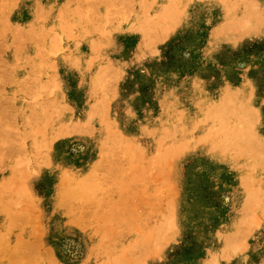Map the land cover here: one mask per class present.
Returning <instances> with one entry per match:
<instances>
[{
	"label": "rangeland",
	"instance_id": "rangeland-1",
	"mask_svg": "<svg viewBox=\"0 0 264 264\" xmlns=\"http://www.w3.org/2000/svg\"><path fill=\"white\" fill-rule=\"evenodd\" d=\"M250 9L0 0V264H264Z\"/></svg>",
	"mask_w": 264,
	"mask_h": 264
},
{
	"label": "bare ground",
	"instance_id": "bare-ground-1",
	"mask_svg": "<svg viewBox=\"0 0 264 264\" xmlns=\"http://www.w3.org/2000/svg\"><path fill=\"white\" fill-rule=\"evenodd\" d=\"M252 5H253V4H252ZM256 9H257V8H256ZM256 9H255V10H251V9H250L251 11H248L246 15H247V17L249 18L250 21H253L256 25H258L259 23H261V21H262L264 15H262L263 13L257 11ZM248 10H249V9H248ZM246 11H247V10H246ZM263 11H264V10H263ZM243 14H244V13H243ZM235 19H236V18H235ZM233 21H234V20H233ZM233 21H232V22H233ZM247 21H248V20H247ZM238 22H239V21H238ZM228 23H229V22H228ZM255 24H254V25H255ZM230 26H231V24H230ZM226 27L228 28V26H226ZM231 27H232V26H231ZM237 27H238V26H237ZM253 27H254V26H253ZM233 28H235V26H234ZM228 30H229V29H228ZM218 103H222V101H221V102L218 101ZM216 104H217V103H216ZM223 104H224V103H223ZM223 104H222V105H223ZM213 105H214V104H213ZM215 106H216V105H215ZM220 107H221V106H220ZM222 107H225V105L222 106ZM222 107H221V108H222ZM213 108H214V106H213ZM215 110H218V109H215ZM209 111H211V110L209 109ZM212 112H213V111H212ZM216 112H217V111H216ZM218 113H219V112H218ZM218 113H217V114H218ZM217 114H216V115H217ZM218 115H219V114H218ZM214 116H215V115H214ZM247 130H248V129H247ZM250 131H251V130H250ZM252 131H253V130H252ZM251 133H252V132H251ZM243 134H244V133H243ZM249 134H250V133H249ZM239 135H242V134H239ZM246 135H248V134H246ZM249 136H250V135H249ZM245 138H246V137H245ZM245 138H244V139H245ZM249 138H250V137H249ZM253 138H254V137H253ZM255 138H256V137H255ZM256 140H257V139H256ZM247 141H248V142H246V140H245V141H244V140L241 141V142H242L241 144L243 145V147H244L245 145H246V146H249V147H253V148H255L254 146H256V145L260 146V139H259L257 142H252L251 140H250V141L247 140ZM242 145H241V146H242ZM246 146H245V147H246ZM243 147H242V149H245V147H244V148H243ZM249 147H248V149H250ZM258 148H260V147H258ZM227 150H228V149H227ZM255 150H256V149H255ZM245 151L248 152L247 149H245ZM250 151H251V150H250ZM257 151H258V150H257ZM215 154H217V152H215ZM218 154H219V153H218ZM221 155H222V154H221ZM253 159H254V158H253ZM256 160L258 161L259 166L262 165V164H261V163H262L261 160H259L257 157H256ZM256 160H255V161H256ZM253 161H254V160H253ZM257 167H258V165H257ZM254 171H255V170H254ZM248 172H250V166H248V165L246 164V162H245V163L243 162V165H241V171H240V174H242V173H243V174H244V173L247 174ZM251 173H254V172H251ZM244 176H245V175H244ZM247 176H248V175H247ZM252 178H253V177H251V179H252ZM257 182H258V181H257ZM259 183H260V182H259ZM258 189H259V188H258ZM260 190H261V189H260ZM253 191H254V190H253ZM255 191H256V190H255ZM255 191H254V192H255ZM251 192H252V191H251ZM247 194H248V193H247ZM253 194H255V193H253ZM250 196H253V195H250ZM254 196H255V195H254ZM249 198H250V197H249ZM249 198H248V200H249ZM251 199H252V198H251ZM250 201H251V200H250ZM253 201H254V200H253ZM242 206H243V205H242ZM244 219H245V218H244ZM246 220H247V219H246ZM240 221H241V220H240ZM240 221H239V222H240ZM242 221H243V220H242ZM244 222H245V220H244ZM244 222H243V223H244ZM245 223H246V222H245ZM245 223H244V224H245ZM239 225H240V224H239ZM244 226H245V225H244ZM241 227H242V225H241ZM239 228H240V227H239ZM243 228H244V227H243ZM240 230H243V229H240ZM238 232H239V231H238ZM235 244H236V243H235ZM13 255H14V254H13ZM15 255H16V254H15ZM16 257H17V256H16ZM18 257H19V256H18ZM18 257H17V258H18Z\"/></svg>",
	"mask_w": 264,
	"mask_h": 264
}]
</instances>
